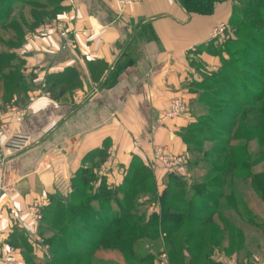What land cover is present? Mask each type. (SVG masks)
<instances>
[{
  "label": "crops",
  "instance_id": "0c3cea01",
  "mask_svg": "<svg viewBox=\"0 0 264 264\" xmlns=\"http://www.w3.org/2000/svg\"><path fill=\"white\" fill-rule=\"evenodd\" d=\"M206 1H215L216 12L223 5V0ZM60 6L67 9L53 23L43 22L25 34L18 48L8 51L21 60V71L33 87L26 93L22 118L9 112L15 98L6 104L0 100V125L6 128L0 136V243L15 227L34 233L39 209L47 207L49 196L68 198L77 171L98 162L102 151L109 156L94 169L96 180L118 187L137 157L152 170L160 193L168 172L154 159L153 149L167 147L173 154L188 156L180 134L194 119L192 106L200 104L198 72L221 68L222 58L209 47L215 43L213 28L225 23L229 12L226 17L215 11L198 14L180 0H63ZM91 62L102 64L94 79ZM67 69L75 73L76 87L62 92L57 86V95L51 96L44 80ZM177 97L185 99L187 111L168 118L169 104ZM13 132L29 136L20 153L3 148ZM86 160L89 164L84 166ZM180 176L190 182L193 171ZM250 182L245 179L241 193L252 197ZM152 207L147 213H158ZM248 207L254 208L253 199ZM228 212L243 225L236 210ZM256 213L264 223V209ZM248 234L243 243L245 250L253 249L249 256L230 254L224 261L213 254L212 260L239 264L253 259L264 264V230ZM15 260L21 264L18 255Z\"/></svg>",
  "mask_w": 264,
  "mask_h": 264
},
{
  "label": "trees",
  "instance_id": "16d2710c",
  "mask_svg": "<svg viewBox=\"0 0 264 264\" xmlns=\"http://www.w3.org/2000/svg\"><path fill=\"white\" fill-rule=\"evenodd\" d=\"M60 7L59 5L56 10H53L54 12L51 13L53 17L62 11ZM260 8L264 9V2L246 3L244 10L236 18L238 22L234 23L239 26L235 33L241 34L248 41L255 36L264 37V10ZM14 10H18V13H13ZM43 11L42 4L31 2V0H0V31L5 32L3 34L7 36V40H3L0 36V43L11 48L20 46L25 31L32 30L36 25L45 22ZM229 21L231 24L232 19ZM225 46L224 44V49ZM225 52L222 50L220 54ZM233 53L235 54L236 50ZM246 54V51H241V56L245 57ZM14 57L19 59L12 53L0 52V100L3 103L4 101L9 103L19 96L20 89L25 90L27 86L29 89L32 88L21 69L19 72H12L17 70L15 64H12ZM101 65L97 62L88 64L93 79L97 78V73L102 70ZM223 67L233 68L222 59L221 68L210 73L212 79L207 80V87L202 88L207 95L199 96L198 103H204L207 96H210L208 101L218 107L224 102L230 103L231 101H227L229 97L232 101L240 97L235 88L241 87L245 90L246 83L249 85L247 86L249 90H245L248 92L249 99L234 100L237 102V108L230 115L223 116L226 118L242 114L240 130L232 132L233 126H230L229 122H223L220 116L222 109L217 107L209 110L206 113L207 116L201 119L202 121L190 123L180 134L187 153H189V147L193 146L206 157L209 156L208 152L216 151L212 150V152V148L207 152L206 149L201 150L203 143H213L209 138L211 134L217 137H221L222 134L221 131L212 127L219 122L226 128L224 132L226 140L220 141L224 146L219 150L218 156H214V160L211 158L207 161L203 158L193 165L189 161L187 163V170L193 172L202 170V164L206 163L208 169L202 175L201 181L200 176L197 178L193 176L189 182L183 176L167 170L168 173L164 178L165 187L158 193L152 170L133 157L120 186L109 187L105 182L100 181L96 191L91 192L92 174L88 168H80L71 180L72 193L67 200L56 199L55 201L51 198L46 208L44 218L46 231L51 232L53 228L57 232L56 236L45 240V244L51 246L49 247L51 256L45 262L46 264H91L90 257L99 246L106 247L110 254H116L124 264H154L152 254L145 253L142 258L137 255L135 246L141 241H160L159 243L166 248L169 262L173 264L177 256H180L177 259L180 264H221L212 260V249L230 248L233 251L230 254L242 253L245 247L244 227L224 220L220 213L224 211L226 213L232 209L236 210L240 217L245 214V216L250 215L247 223L251 227H248L255 229L252 221L259 217L256 213L259 206L254 204L253 209L248 206L251 199L264 203V79L257 80L256 86H251L247 79L239 78L241 72L236 68L232 72L233 78L228 75L231 84H227L222 82ZM5 70L8 71L7 74L3 73ZM237 75L238 78H236ZM45 84V87L49 89L50 86H54V92L57 86H60V91H67L71 86L76 87L75 73L67 69L61 74L48 75ZM256 103L260 105L256 115L258 121H248V114L252 113ZM237 140L241 141V146L234 143ZM103 155H105L103 151L99 152L98 157ZM217 160H221L218 165L215 164ZM134 161L137 162V167L132 168ZM256 166H259L261 170H254L251 173L250 168ZM246 178L251 179L252 197L241 195L239 203H236L235 181ZM142 197L143 201L146 200L145 198L148 200L158 198L159 212H152L148 216L146 213H139L138 209L143 202L140 200ZM221 201H224L225 206ZM179 229L187 230V232L179 244L180 253H177L173 235ZM25 245L23 242L21 245L17 244L23 249ZM25 252L26 249L22 253L27 258L29 253ZM183 252H186L187 258ZM25 263L33 264L28 258Z\"/></svg>",
  "mask_w": 264,
  "mask_h": 264
},
{
  "label": "rangeland",
  "instance_id": "374dc122",
  "mask_svg": "<svg viewBox=\"0 0 264 264\" xmlns=\"http://www.w3.org/2000/svg\"><path fill=\"white\" fill-rule=\"evenodd\" d=\"M180 1L184 5V7L187 8L191 12H195V13L203 14V15H211L212 13H214V11L216 12V10H215L216 4H215V1H213V0H211V1H213L214 4H212V3L209 4L206 0H180ZM249 1H251V2L252 1L253 2H258V1L264 2V0H223L222 4L225 6L222 5L220 9H219V7H217L220 10L219 12H221V14H219V15L225 16V13L229 12L228 16H227L228 19L225 21V23L217 24L215 26V28H213L212 36L215 37V40H212L211 43H213V42H215V43H213V48L209 47V50L212 53L219 54V56L223 60H225L226 64L229 63L232 65L233 68L223 67L222 71H221V74L224 76L222 82H225L227 84L230 83V79H229L228 75L233 78L232 72L236 68H238V70L241 72L240 77L237 75L236 78L239 77L240 79H247L251 86H256L257 80L261 81L262 79H264V37L255 36L254 39H251V41L250 40L248 41V40H245L246 38L243 37L241 34L235 33L237 30V27H239L238 25L234 24L235 22H238V20L236 18L239 16V13L244 10L245 4L248 3ZM31 2H37L39 4H42V6L44 8L43 14L45 15L43 20H45L49 24L54 22V19L57 17L58 14L65 12L67 9L65 7H60V8H62V11L53 17L51 13H53L54 12L53 10H56V8H58L59 5L62 4L63 0H31ZM19 8H21V7H19ZM260 10H264V9L260 8ZM219 12H216V13H219ZM13 13L17 14L18 10H14ZM231 19H232V23L230 24L229 20H231ZM41 24L36 25V27L33 28L32 30L38 28ZM32 26H33V24H32ZM217 29L219 31H217L215 34V31ZM32 30H29V31H32ZM29 31H25V34ZM1 33H5V32H1ZM25 34H24V36H25ZM0 36L3 38V40H7V36L5 34H3V35L0 34ZM23 41H24V38H23L22 42ZM224 44L226 45L225 49L223 47ZM0 46H2L3 52H6V53H8V51L11 49V47L6 46L5 44H2V43H0ZM18 47H16V48H18ZM241 49L247 52L245 57L241 56V51H242ZM222 50L224 52L226 51L225 54H220V51H222ZM234 50H236L235 54L233 53ZM7 64H10V63H7ZM12 64H15L14 66L17 68V70L15 69L12 72L13 73L19 72L21 67H22L21 60L14 57L12 60ZM3 73L7 74L8 71L5 70V71H3ZM198 73H199L200 82L197 84L195 89L198 91L197 97L199 98V96L207 95L206 91H204V90L202 91V88H204V86H206V81L210 80L212 78H211L210 74H208V73H203V72H198ZM44 82H45V80H44ZM247 86L249 87V85L247 83L244 84L245 90L247 89V91H248L249 88ZM47 89L46 90L48 92L50 91L49 93H51L50 94L51 96H53L54 94L57 95V93L54 92V86L53 87L50 86V89L47 87ZM235 89H236V91L239 92L240 97L233 99V101L229 97V99L227 101H231L230 103L224 102L223 104H219V107H218L217 105L210 103L208 101V100H210V96H207V100L204 103H202L201 105L197 104L195 106H192L191 115H193L194 119L190 123H192L194 121H202L201 119H204L207 116L206 113H208L209 110H214L215 108L218 107V108L222 109L220 116L223 118V122L224 121L229 122L228 124H230V126H233L231 131L236 132L237 130H240L239 124H240L241 120L243 119L242 114L241 115L235 114L234 115L235 117L234 116L233 117H226V118L223 117L226 114L230 115L231 112L234 111L235 108H237V102L236 101H243V100L245 101V100L249 99L247 91L242 90L241 87L240 88L237 87ZM30 90H31V88L29 89V86H27V88L25 90L20 89L18 91V92H21L20 95L15 97V100H12V101H14V106L17 105V108H25V106L23 104L25 103V101L28 98L27 94H25V93H26V91H30ZM198 98H197V101H198ZM174 100H182L184 102V104L186 106V110L184 111V113H185L187 111V102L185 101V99L183 97H177V98H174L172 101H174ZM234 100H236V101H234ZM4 102H5V104L7 103L6 101H4ZM171 102H170V104H171ZM170 104H169V109H170ZM208 106H209V109H208ZM259 106L260 105L258 103H256L254 105V109L252 110V113L248 114L249 115L247 118L248 121H252V120L253 121L255 120V122H256V120L258 121V119L256 118V115H257V110L259 109L258 108ZM168 113H169V111H168ZM184 113H182V114H184ZM182 114H180V115H182ZM180 115H178V116H180ZM250 116H252V118H250ZM167 117L171 118L168 116V114H167ZM211 125H212V123H211ZM212 128H215L217 131H221V133H222L221 137H223V138L217 137L215 134H211V136H209V138H211L213 143H210V142L203 143V145L201 146V150L206 149V152H207V150H210L212 148L211 151L215 150L216 152H213V151H212L213 153L208 152L209 156L204 157L203 154L200 153V150L195 149L193 146L189 147V153H188V156H186L187 160L185 163L184 171L180 172V173H176V172L169 170V172L177 174V175H183L187 172L188 161L193 165V163H195V162L198 163L201 160H203V158L207 161H210L211 158H212V160H214V156H218L217 154L220 152L219 150H221V148L224 146L223 144L220 143V141L226 140V136L224 133L226 128L223 125H221V123H219V122L215 123V125ZM182 132H184V130H182L181 133ZM194 138H196V137H194ZM234 143L237 144L238 146H241L240 145L241 141H239V140L234 141ZM165 148H167V147H165ZM155 149L156 148L153 149V156H155L154 155ZM167 151L171 155H176V154L171 153V151L168 148H167ZM103 154H104V152H103ZM106 155L109 156L107 154V152H106ZM106 155H105V157H106ZM177 155H183V154H177ZM254 156L256 157V155H254ZM137 159H139V158H137ZM101 161H104V155L101 156L100 158H98V162H101ZM98 162L93 161V163L91 165H88L89 162L88 163L84 162V164L86 163L84 166L88 165L87 168L90 170V173L92 174V180L90 179L91 180V182H90L91 192H92V190L96 191L97 188H95V185H97V187H98V185L100 184V180H96V174H95L96 170H94L96 167H98ZM140 162L142 163L141 160H140ZM220 163H221V160H217L215 162L216 165H218ZM136 164H137V162L134 161V165H132V168L137 167ZM160 165L165 170L168 169L163 164H160ZM129 167H130V164H129L128 168L123 172L124 176L127 174ZM198 168H200L199 165H198ZM202 168H203L202 170H195L193 172V176L195 178L200 176L199 177L200 181H201L202 175L208 169V167L206 166V163L202 164ZM250 170H251V168H250ZM253 170L259 171L261 169L257 168V166H256V167H253ZM252 172L253 171H251V173ZM97 181L99 183H97ZM126 183H127V181H126ZM126 183H125V185H126ZM235 183H236L235 189L238 190L237 195H235V201H236V203L237 202L239 203L240 196L244 195V193H241V191H242V189H245V180L239 179V180L235 181ZM163 184L164 185H162V187L164 188L165 183L163 182ZM51 198H54L55 201H56V199L67 200V197H59L57 194H54L52 196H49L48 204H49ZM142 199H143V197L140 198L141 202L143 201ZM145 199L146 200H144L141 203V206L138 209L139 213H141V214L146 213V215L148 216L149 214L147 213V210L151 206H153L152 209L158 210V212H159L158 198L155 197V199L151 198L149 200L147 198H145ZM241 203L244 206V203L243 202H241ZM48 204H47V206H48ZM253 204H255L256 206L258 205L259 209L260 208L264 209V203H260L257 199H253ZM46 208L41 209V210L39 209L37 227H36V231L34 233H32V234L27 233L24 230H21L20 228L15 227L12 229L9 237L5 240V242L0 243V264H17L16 262L18 260L17 261L15 260L17 255L20 257L21 264H26L25 260L27 258L33 264H38V263L39 264H46L45 262L48 261L50 259V256H51V254L49 253V247H51V246L46 245L45 240H48L47 238L52 237V236L54 237V236H56L55 234H57V232H55V230L53 228L50 230L52 233L49 231H46L47 229L45 227V222H44ZM223 213H220V215L223 216L224 220H226V221L229 220V221H232L235 225H240L238 219H236L229 212L224 213V214ZM245 215L244 216L241 215V217L238 216V217H240L239 220L242 221V224H243L242 226L244 227V233L249 232V234H248L249 236H252L251 234H254V233H257L258 235H260L261 231L264 230V228H261L262 224H264V223H262L261 217L254 218V220L252 221L253 222L252 225L255 227V229H252V228L248 227V226L251 227V225H248V223H246L248 221V218H250V215L249 216H245ZM185 232H187V230L179 229L173 235L175 238L174 247H176L175 249H176L177 253H180L178 250V247H179V244L182 240L183 235H185ZM243 237H244V234H243ZM22 242L26 244L25 245L26 247L24 246L25 247L24 249H26L25 253H29V255H27L28 256L27 258L24 257V255H23V253H24L23 247L17 246V244L21 245ZM141 242H143V245L138 246L136 244V246H135L137 253H138L137 254L138 256H140L142 258V257H144L145 253H148V254L154 253L153 254L154 264H162V263L163 264H173L172 262H169V258H168L166 248L164 247V245L162 243H159L160 241L149 242L148 246H146L148 241H141ZM153 246H156V249H153L154 251L150 249ZM29 248H30V250H28ZM252 250L253 249H249V248L245 250V247H244L242 254H240V255L249 256L252 253ZM212 251H213L212 255L213 254L219 255L224 261L226 259H228V255H230V252H233L230 248L216 249V250L212 249ZM108 252H109V250L108 249L106 250V247H104V246L97 247L96 252L93 255H91V257H90L91 264H124L123 261L119 257H117L116 254H114V253L110 254ZM183 255L186 258L188 257L186 252H183ZM179 257L180 256L176 257L175 264H180L179 262H177V259ZM33 258L36 260H34V261L31 260ZM18 262L20 263V261H18ZM239 264H260V263L253 260V259H245V260H242V262H239Z\"/></svg>",
  "mask_w": 264,
  "mask_h": 264
},
{
  "label": "built area",
  "instance_id": "2783aa9c",
  "mask_svg": "<svg viewBox=\"0 0 264 264\" xmlns=\"http://www.w3.org/2000/svg\"><path fill=\"white\" fill-rule=\"evenodd\" d=\"M128 1V0H124ZM223 29V28H222ZM219 31L218 29L215 31ZM221 32V31H220ZM219 32V33H220ZM214 37V36H213ZM186 110V106L182 100H174L170 104V109L168 116L169 117H176ZM9 112L13 113L14 116L18 118H22L25 116L26 111L24 108H17V107H10ZM6 132V128L4 124L0 125V136L3 135ZM29 144V136L26 134H22L19 132H13L10 133L3 145V148L11 153H20L23 150L26 149V147ZM155 156L154 159L159 162L160 164H163L167 170L180 173L184 171L185 163H186V156L184 155H171L167 148L165 147H156L155 149ZM1 156V152H0ZM3 164V160L0 157V165ZM2 186V185H1ZM163 264V263H162Z\"/></svg>",
  "mask_w": 264,
  "mask_h": 264
}]
</instances>
